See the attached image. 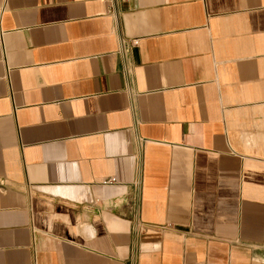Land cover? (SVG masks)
<instances>
[{"label":"crops","instance_id":"0c3cea01","mask_svg":"<svg viewBox=\"0 0 264 264\" xmlns=\"http://www.w3.org/2000/svg\"><path fill=\"white\" fill-rule=\"evenodd\" d=\"M0 264H264V0H0Z\"/></svg>","mask_w":264,"mask_h":264},{"label":"built area","instance_id":"2783aa9c","mask_svg":"<svg viewBox=\"0 0 264 264\" xmlns=\"http://www.w3.org/2000/svg\"><path fill=\"white\" fill-rule=\"evenodd\" d=\"M139 45V40L138 39H133L130 41V46L131 47H137ZM116 178L115 177H111L110 179H108L106 182H115Z\"/></svg>","mask_w":264,"mask_h":264}]
</instances>
